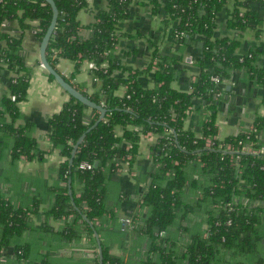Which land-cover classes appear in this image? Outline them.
<instances>
[{
	"label": "trees",
	"instance_id": "16d2710c",
	"mask_svg": "<svg viewBox=\"0 0 264 264\" xmlns=\"http://www.w3.org/2000/svg\"><path fill=\"white\" fill-rule=\"evenodd\" d=\"M54 1L58 17L46 58L53 68L59 58L76 61L77 65L82 60L92 61L95 68L90 72L95 90L84 94L105 109L103 119L89 131L99 112L72 97L48 118L50 139L64 158L58 167L59 180L65 183L70 177L71 183L81 185L78 196L74 192L69 195L65 186L54 190L49 213L55 218L73 215L62 226V236L66 240L77 239L84 231L94 241V231L100 234L101 228L95 222H100L107 212L105 182L123 160H132L140 134L151 132L158 135L150 147L155 166L139 202L145 216H141L138 229L148 244L145 257L137 264H264V147L260 141L264 116L255 117L251 126L235 135L215 138L217 100L223 83L235 71H243L262 89L264 103V0H232L226 26L235 32L234 37L214 36L215 15L228 0H149L147 6L152 14L162 5L169 16L164 22L177 21L173 30L185 33L176 37L177 41H198L200 45L193 61L196 71L189 91L171 86L182 59L162 56L156 50L145 69L154 67V87H142L136 80L137 71L124 78L114 75L115 70L125 69L106 52L117 44V22L131 16L132 0H109L107 9L96 12L89 38L80 36L82 26L77 20V13L86 7L87 1ZM50 19L51 9L44 0H0V78L8 89L0 95V141L10 149L13 159L30 158L36 144L23 127L14 126L19 115L18 103L26 97L29 80L22 33L11 35L1 25L16 20L23 30L29 27L28 21L37 20L36 36L41 41ZM248 28L254 30L258 42L240 54L238 36ZM47 76L53 80L51 75ZM212 76L218 77L219 82L212 81ZM120 84L126 86L123 95L115 93ZM197 97L205 102L206 112L200 136L184 127ZM117 128H122L121 136L117 135ZM83 133L69 167L73 145ZM82 161L92 167L79 168ZM196 213L204 218V228L189 233L179 250L173 229ZM78 221L83 229L78 228ZM26 225V210L14 208L0 196V249H4V255L8 256L6 247L12 244L15 259L24 258V250L13 240ZM183 229L188 230L185 225ZM100 244L101 264H127L112 255L102 239Z\"/></svg>",
	"mask_w": 264,
	"mask_h": 264
},
{
	"label": "crops",
	"instance_id": "0c3cea01",
	"mask_svg": "<svg viewBox=\"0 0 264 264\" xmlns=\"http://www.w3.org/2000/svg\"><path fill=\"white\" fill-rule=\"evenodd\" d=\"M233 2L228 0L225 6L216 13L215 37H234L236 34L226 24ZM106 7L104 0H87L85 8L77 13V20L82 26L79 34L83 38L92 35L91 24L95 22L98 10ZM167 13L163 7L155 14L145 5L136 6L131 16L119 20L115 34L118 41L110 51L125 70L117 69L114 75L126 77L129 72L137 71L136 80L142 87H154L156 84L154 67L145 70L151 61L154 50L160 55L180 57L181 64L175 72L171 86L177 90L189 91V82L193 79L196 66L195 55L200 51L198 41L182 44L172 35L171 25L164 19ZM29 27L21 29L16 20L4 21L2 29L11 35L22 33V53L26 67L29 69V80L25 99L18 103L19 115L14 126L23 127L24 132L35 141L36 150L31 157L11 158V151L0 141V196L9 201L14 208L27 212V225L17 233L13 243L22 247L24 258L15 259L14 246L6 247L5 258L1 264H96L98 247L96 239L83 231L77 239L66 240L60 230L73 219L62 216L55 218L49 213L54 199L55 189L66 187L69 195H79L80 184L59 180L58 167L64 161L61 149L52 144L48 118L57 113L70 96L53 80H49L45 69L40 65L39 45L36 32L37 20L28 21ZM240 44L237 52L245 54L257 44L254 30L248 28L239 33ZM261 61V60H260ZM87 60L80 62L59 58L56 70L81 93L94 92L93 76ZM126 86L120 84L117 95H123ZM8 92L3 78H0V95ZM263 92L243 71H235L228 81L223 83V92L219 95L216 106L215 124L216 139L235 135L248 128L257 116H264ZM204 101L194 98L192 106L184 120V127L200 136L202 124L206 120ZM90 114V110H86ZM129 129L132 127L128 126ZM122 128L116 133L121 136ZM157 134L147 132L140 134L136 153L131 161L123 160L119 167L108 177L104 185V204L107 209L98 225L100 240L109 246L112 255L121 257L127 264H137L145 257L147 238L138 229L142 225L141 216H145L140 206L143 195L150 183V172L155 166L150 147L156 142ZM264 147V131L260 134ZM121 142L128 147L125 140ZM192 174V173H191ZM194 176V175H193ZM140 217V218H139ZM128 219V222L124 221ZM204 218L191 214L187 220L176 225L172 236L180 250L182 242L204 228ZM78 228L83 229L80 221ZM181 225V226H180ZM188 228L184 231L183 227ZM180 226V227H178ZM164 235V234H163Z\"/></svg>",
	"mask_w": 264,
	"mask_h": 264
},
{
	"label": "water",
	"instance_id": "95a60500",
	"mask_svg": "<svg viewBox=\"0 0 264 264\" xmlns=\"http://www.w3.org/2000/svg\"><path fill=\"white\" fill-rule=\"evenodd\" d=\"M51 9V19L48 24V27L46 28V31L40 41L39 45V57H40V64L45 69L46 73L51 75L53 77V80L72 98L79 101L80 103L86 105L90 109H95L99 112L97 120L87 129L89 131L94 126H96L104 117L105 115V109L101 106L90 100L85 94L81 93L77 88H75L70 82H68L55 68H53L50 63L48 62L46 58V49L47 45L50 39L51 34L54 32L56 27V21L58 17V10L55 4L54 0H44ZM86 131V132H87ZM85 136V133H83L79 139L76 141V143L73 145V149L71 152V157L69 158L68 165L69 167L72 165L73 156L76 152V149L79 145V143L82 141L83 137ZM68 191L70 192V182L71 179L68 177ZM82 218L87 220L86 216L82 214ZM95 239L97 242L98 247V254H99V264H101L102 259V248L99 240V236L97 232L94 231Z\"/></svg>",
	"mask_w": 264,
	"mask_h": 264
},
{
	"label": "built area",
	"instance_id": "2783aa9c",
	"mask_svg": "<svg viewBox=\"0 0 264 264\" xmlns=\"http://www.w3.org/2000/svg\"><path fill=\"white\" fill-rule=\"evenodd\" d=\"M86 1H87V0H86ZM104 1H105V5H106V7L104 8V10H105V9L108 8V4H107V3H108L109 0H104ZM140 2H141V3H144V4H139ZM148 2H149V0H132V2L130 3V5H131L130 7L132 8V11H133V9H134L136 6H141V5H145V6H147V3H148ZM147 7H148V6H147ZM161 7H163V6H162V5L159 6V8H161ZM159 8H158V9H159ZM165 11H166V10H165ZM166 13H167V18L169 19L168 12L166 11ZM167 18H166V19H167ZM121 20H123V19H121ZM117 23H118V22H117ZM170 24H172V25H171V29H176L177 21H171ZM172 35H173V37L176 38V37L185 36V33H184V32H181V31L177 32V31H175V30H172ZM110 51H111V50L107 51L106 53L109 54ZM87 64H88L89 69H93V68H95V64H94L92 61H88ZM40 65H41V64H40ZM104 65H105V64H104ZM41 66H42V65H41ZM211 79H212V81H214L215 83L219 82L218 77H216V76H212ZM11 98L14 99L13 96H11ZM248 150H250V149H248ZM252 152H255V151L252 150ZM259 152H262V150H260ZM91 167H92L91 163H89V162H87V161H82V162L79 164V168L90 169ZM124 221L128 222V219H125ZM4 258H5V255H4V249H0V260L3 261Z\"/></svg>",
	"mask_w": 264,
	"mask_h": 264
}]
</instances>
